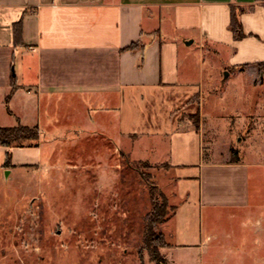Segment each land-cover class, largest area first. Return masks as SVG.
<instances>
[{
	"label": "crops",
	"instance_id": "crops-1",
	"mask_svg": "<svg viewBox=\"0 0 264 264\" xmlns=\"http://www.w3.org/2000/svg\"><path fill=\"white\" fill-rule=\"evenodd\" d=\"M234 6L244 9L239 40L230 29ZM196 41L203 57L225 56L226 81L264 64V0H0V115L9 118L1 125L40 129L39 146L13 148L7 168L40 165L20 156L39 149L45 128L63 118L88 142L98 134L118 150L126 141L130 155L134 144L155 153L165 145L168 159L156 164L173 182L168 247L201 246L204 207L245 216L260 206L251 171L264 164L206 154V66L191 57ZM133 42L145 46L124 49Z\"/></svg>",
	"mask_w": 264,
	"mask_h": 264
},
{
	"label": "rangeland",
	"instance_id": "rangeland-1",
	"mask_svg": "<svg viewBox=\"0 0 264 264\" xmlns=\"http://www.w3.org/2000/svg\"><path fill=\"white\" fill-rule=\"evenodd\" d=\"M198 46L191 57L206 66V154L264 164V64L226 81L225 56L203 57ZM8 119L0 115V126ZM88 135L65 118L45 128L40 148L20 156L40 165L7 168L0 146V264H264V166L251 171L259 207L245 216L204 207L201 246H150L151 183L168 198L173 188L166 166L156 164L168 159L165 145L155 153L134 144L130 155L126 141L117 150L98 134L88 142Z\"/></svg>",
	"mask_w": 264,
	"mask_h": 264
},
{
	"label": "trees",
	"instance_id": "trees-1",
	"mask_svg": "<svg viewBox=\"0 0 264 264\" xmlns=\"http://www.w3.org/2000/svg\"><path fill=\"white\" fill-rule=\"evenodd\" d=\"M244 9L241 7L234 6L232 9V16L230 22V29L233 32L234 38L236 40L242 39L246 36L243 30L242 21L240 19V14ZM23 23L22 20L18 21L14 25V38L16 45L23 42ZM144 43L133 42L129 46L125 47L126 50H134L137 48L143 49ZM16 89L15 79L12 81V91L7 96L6 101L9 102L13 92ZM199 121V120H198ZM196 125L199 127V122ZM40 142V129L38 126H28L18 122L13 126H0V145L7 148L5 165L7 167L12 166V149L16 147H37ZM238 156L233 161L238 160ZM151 197L153 200V209L148 216V228H147V243L152 246L160 245L161 247L169 246L170 243L167 241L164 231L161 229L160 232L155 231V227L163 224L168 220L171 214H169L170 208L172 206L169 203L168 196L159 190L157 184L151 183ZM172 212H174L175 207L173 206ZM154 255L158 260H163L164 256L157 250H154Z\"/></svg>",
	"mask_w": 264,
	"mask_h": 264
},
{
	"label": "water",
	"instance_id": "water-1",
	"mask_svg": "<svg viewBox=\"0 0 264 264\" xmlns=\"http://www.w3.org/2000/svg\"><path fill=\"white\" fill-rule=\"evenodd\" d=\"M227 75H228V72H226L225 78L227 77Z\"/></svg>",
	"mask_w": 264,
	"mask_h": 264
}]
</instances>
